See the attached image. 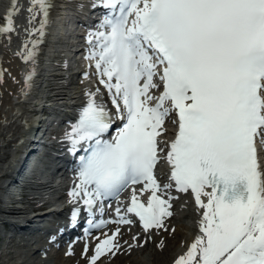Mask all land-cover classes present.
I'll list each match as a JSON object with an SVG mask.
<instances>
[{
	"label": "snow or ice",
	"instance_id": "obj_1",
	"mask_svg": "<svg viewBox=\"0 0 264 264\" xmlns=\"http://www.w3.org/2000/svg\"><path fill=\"white\" fill-rule=\"evenodd\" d=\"M51 7V0L28 2V39L17 53L26 63H36ZM93 7L106 13L88 33L85 59L95 62L90 66L115 117L97 103L99 89L86 92V105L65 133L73 155L86 145L79 183L68 195L92 214L130 185L142 187L139 194L132 188L123 213L116 208L117 219L87 221L96 229L117 225L97 238L90 264L120 250L119 225L133 224L132 216L148 239L152 230L168 231L172 189L190 193L201 210L198 234L174 264H264V0H96ZM21 11L19 0H11L0 35L16 33ZM35 74L34 68L26 74L29 90ZM172 117L175 138L158 139ZM115 120L121 126L104 139ZM161 159L170 170L164 184L155 174ZM79 212L73 210V222Z\"/></svg>",
	"mask_w": 264,
	"mask_h": 264
},
{
	"label": "bare ground",
	"instance_id": "obj_2",
	"mask_svg": "<svg viewBox=\"0 0 264 264\" xmlns=\"http://www.w3.org/2000/svg\"><path fill=\"white\" fill-rule=\"evenodd\" d=\"M95 1L96 0H51L52 7L48 18V24L45 30V35L42 38L43 42L38 47V55L36 56L35 64L31 62L26 63L21 56L17 55L18 52L22 51L23 44L26 42V39H28L25 28L28 27V13L26 9L28 7L29 0H19V4L22 5V11L15 17V24L17 25L16 33L11 34L10 38L6 35H0V70L3 71V80L0 81V226L2 222H8L7 220H9V218L20 217L21 215H29L33 213L32 210H29V208L33 206L32 202L23 204L22 200H16L17 198L14 199L12 205L4 204L2 206L4 196L1 191V185L4 178L7 177L10 171L15 167L14 164L23 151L25 143L28 139L30 128H32L35 123V115H33L34 113L32 114V112L37 111L44 105L42 99L46 97V93L44 85L42 84V76L39 71H43L44 69L46 70L49 66L55 67V64H52V62H49V64L45 63V56L47 54L53 57L59 53L61 56H66V58L71 59L75 52H79L78 49L83 48L79 56L82 60L81 63H83L82 66L85 67L84 72L81 74L82 76H80L81 80L76 79V81L72 83V86H65L64 88L66 90L64 89V91H67V94L68 91L74 92L75 98L87 102L88 96L86 95V92H96V90L99 89V92L96 95L97 103L104 105L106 109L113 114V116L115 115V109L112 103L108 101L111 97L109 96L107 89L99 83L100 77L96 74L95 67L90 66L94 65L95 62L85 59L89 52L87 40L82 41L84 44L80 45V41L72 36V30L75 28L74 16H76L79 12L89 11ZM75 2L78 4H75ZM10 4L11 0H0V25L5 23L4 17L10 7ZM39 19L40 17H37V27L39 26ZM33 38L39 37L34 36ZM79 57H77L78 60ZM82 66L77 65L78 68H81ZM33 68L35 69L36 74L32 80L31 89L29 90L25 85V77L26 74ZM62 70L64 69L61 68L60 70L52 72L54 74V78L62 80L64 79V76L61 75H67L69 79L64 81L66 82V85H70V71ZM84 73H88L87 78H85ZM26 92L29 93L27 98H25ZM155 94L159 95L157 93ZM74 97H71V99ZM66 100L70 101L68 99ZM58 104L59 103L47 105L52 107L53 105ZM72 116L74 115L72 114ZM56 119L57 118H55V121ZM53 130L60 132V126L56 127V129L53 128ZM69 131L71 130H67V132ZM58 132L57 135H59ZM172 137L173 136L171 135L168 140L172 139ZM39 142H42L43 145L46 143V141L40 138V136ZM39 161L40 160L37 159L32 163L33 166L37 167L34 169L37 175H35L29 182V186L34 189V193L36 194L35 196H37L36 198L40 197L42 200L46 201L48 199L51 200L56 198L59 194L65 195L64 197L68 198L69 196L66 193L67 190H65L67 185L64 179H60V183L54 186L50 184H43L40 181L38 175L46 173V171L42 168L47 166L40 164ZM48 178L49 177H42L45 182ZM133 187L137 189V193L139 194V189L142 186L136 185ZM130 192L132 194V189ZM170 194L174 197L182 195L181 198L177 197L173 201H177L179 204L184 203L185 206H182L179 209L180 213L175 212L174 207H172L171 211L173 212V216L165 218V227L168 231H165L164 229L152 230L150 239L147 238L146 233H143L139 238L138 231L143 230L140 224L137 226L138 228L123 224L119 225L120 235L118 239L121 245L120 250L114 255L105 254L104 256H101L97 261V264H174L175 259L187 250L188 245L198 234V221L201 218V210L196 207L194 198L190 193H178L175 189H172ZM140 199L142 202L146 203L147 193L141 196ZM67 201L70 205L75 204L79 207L83 204L82 201L78 204L73 202L71 197L68 198ZM102 206L103 210L108 207L107 204ZM124 209L125 207L122 210L124 211ZM177 217L181 219L180 227L183 229L180 230V227H178L179 229H176L173 232L171 231L173 227V219H176ZM95 218L97 219V217ZM96 219L94 222L99 223L103 217L97 220ZM47 225L54 226L55 222H49ZM113 225L117 227L115 223ZM112 233L113 232L110 231L89 233L86 235V241L81 244L82 247H80L81 245L79 246V244L69 243V246L66 248L56 242L58 241V235L52 234L51 236L45 238V242L38 241L39 243H37L38 245L36 246L44 248V250L40 249V251L35 253L34 247H32L29 252H26L25 250H19L16 252V250H10L8 248L9 246L4 245L5 247L0 250V259L3 258V255L14 253V256L10 261L2 260V263L72 264L73 260L70 261V259H67V257L70 256L68 254L69 250H71V256L76 251H80L78 254L82 256L85 254V246L87 245V247L90 246L89 254L92 256L98 242L97 238L103 239L104 234L111 235ZM159 234H161L160 238L158 237ZM39 236L40 233L38 232L34 234L35 238ZM134 236L137 237L138 240H133ZM144 240H146L149 246H151V249L143 252V255H140V258H137L136 256H138V254L134 253V250L137 247L135 245H140ZM161 241H163L162 247L159 246ZM130 245H133V247H129Z\"/></svg>",
	"mask_w": 264,
	"mask_h": 264
},
{
	"label": "rangeland",
	"instance_id": "obj_3",
	"mask_svg": "<svg viewBox=\"0 0 264 264\" xmlns=\"http://www.w3.org/2000/svg\"><path fill=\"white\" fill-rule=\"evenodd\" d=\"M77 86H79V85H77ZM180 220L181 219L179 217H177L176 219H173V223H172L173 227H172V229H175V230L179 229L178 227H180V225H181V223H180L181 221ZM113 224L114 223H110L107 226L103 227L102 229L96 230L94 232H99V231L115 232L117 227L115 225H113ZM182 229L183 228L180 227V230H182ZM158 237L160 238L161 234H159ZM16 243H17V241H16ZM4 245L5 246H9L8 248L10 250L11 249L12 250H16V252L21 250V248H24L23 246L21 247V246H17V245H12V243L8 244V243H6V241L0 239V250H2L5 247ZM140 245H142V246H137L135 248V250H134V253L138 254V256H136L137 258L138 257L140 258V255H143V252L148 251L149 249H151V246H149V244L147 243L146 240H144ZM80 247H82V245ZM78 252H80V251L74 252L73 255L72 256L70 255L69 257H67V259L68 260L70 259V261L73 260L72 264H90V258H91V255L89 254L90 246H89V249L87 250V252H85L84 255L81 256V255L78 254ZM13 256H14V253H10L8 255H3V258L0 259V264H4V263H2V260L10 261Z\"/></svg>",
	"mask_w": 264,
	"mask_h": 264
}]
</instances>
